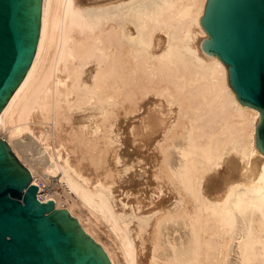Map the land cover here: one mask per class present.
Here are the masks:
<instances>
[{
    "label": "bare ground",
    "instance_id": "6f19581e",
    "mask_svg": "<svg viewBox=\"0 0 264 264\" xmlns=\"http://www.w3.org/2000/svg\"><path fill=\"white\" fill-rule=\"evenodd\" d=\"M205 2L42 0L34 58L0 112L37 197L110 264H264L259 112L201 48ZM56 175L62 190L43 195L38 179Z\"/></svg>",
    "mask_w": 264,
    "mask_h": 264
},
{
    "label": "water",
    "instance_id": "95a60500",
    "mask_svg": "<svg viewBox=\"0 0 264 264\" xmlns=\"http://www.w3.org/2000/svg\"><path fill=\"white\" fill-rule=\"evenodd\" d=\"M42 0H0V112L35 55ZM200 45L226 67L237 100L259 112L264 154V0H206ZM29 171L0 139V264H110L64 208L38 197Z\"/></svg>",
    "mask_w": 264,
    "mask_h": 264
},
{
    "label": "rangeland",
    "instance_id": "374dc122",
    "mask_svg": "<svg viewBox=\"0 0 264 264\" xmlns=\"http://www.w3.org/2000/svg\"><path fill=\"white\" fill-rule=\"evenodd\" d=\"M60 175H56V176H45V178H47V182H43V179H38V183L40 185H42V194L46 195V196H50L52 193L54 192H60L62 189L60 188ZM44 184H43V183ZM54 190V191H53Z\"/></svg>",
    "mask_w": 264,
    "mask_h": 264
}]
</instances>
